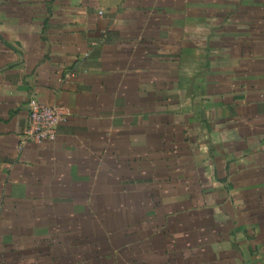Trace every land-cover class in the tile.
I'll list each match as a JSON object with an SVG mask.
<instances>
[{"label":"crops","instance_id":"crops-1","mask_svg":"<svg viewBox=\"0 0 264 264\" xmlns=\"http://www.w3.org/2000/svg\"><path fill=\"white\" fill-rule=\"evenodd\" d=\"M33 98L70 114L53 142L22 144ZM175 116L196 183L163 191V221H230L244 264H264V0H0V264H39L38 215L82 194L52 181L151 182Z\"/></svg>","mask_w":264,"mask_h":264},{"label":"rangeland","instance_id":"rangeland-1","mask_svg":"<svg viewBox=\"0 0 264 264\" xmlns=\"http://www.w3.org/2000/svg\"><path fill=\"white\" fill-rule=\"evenodd\" d=\"M177 108L179 102L169 110L174 113ZM172 120L174 124H168V136L157 134L158 141H162L153 150L155 164L151 168L150 183L132 185L128 181L106 179L105 175L103 181H89L80 189L73 185L77 184L73 181H47L56 190L66 188L82 194L68 198L72 200L70 204H59L63 195L58 193L54 196L57 202L50 205H55V210L38 215L43 221L39 224L48 223L50 229L41 228L39 242L25 246L32 248V253L41 254L39 264H244L241 246L229 240L230 221L210 222L205 219L206 211H201V219L195 221L192 208L191 211L186 209L188 213L185 215L179 211V221H163L171 216L161 213V203L171 199L161 196L166 195L163 191H178L179 196L190 194L196 183L192 179L191 155L186 153L182 157L179 147V116L172 117ZM153 124L158 125L155 120ZM182 136L188 142L189 130ZM162 144L166 147L160 150ZM173 160L178 162L171 164ZM181 161L184 163L180 164ZM128 166L134 177L143 172L141 164ZM138 167L141 169L139 173ZM40 186L46 189L44 182ZM113 187L128 193L137 190L128 197L107 196L106 193L99 197L95 193L98 189L110 192ZM148 189L149 193L145 191ZM37 199L41 202L51 200L50 197ZM105 200L109 202L102 204ZM41 205L45 206V203ZM262 248L264 246L259 247Z\"/></svg>","mask_w":264,"mask_h":264},{"label":"built area","instance_id":"built-area-1","mask_svg":"<svg viewBox=\"0 0 264 264\" xmlns=\"http://www.w3.org/2000/svg\"><path fill=\"white\" fill-rule=\"evenodd\" d=\"M28 106L29 121L22 135V144L55 141L57 129L68 121L69 112L59 105L42 104L36 98L31 99Z\"/></svg>","mask_w":264,"mask_h":264}]
</instances>
